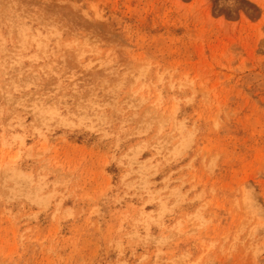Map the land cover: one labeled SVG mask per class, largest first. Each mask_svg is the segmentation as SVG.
I'll use <instances>...</instances> for the list:
<instances>
[{
  "label": "rangeland",
  "instance_id": "rangeland-1",
  "mask_svg": "<svg viewBox=\"0 0 264 264\" xmlns=\"http://www.w3.org/2000/svg\"><path fill=\"white\" fill-rule=\"evenodd\" d=\"M0 264H264V0H0Z\"/></svg>",
  "mask_w": 264,
  "mask_h": 264
}]
</instances>
